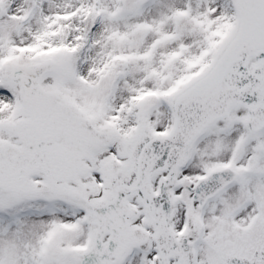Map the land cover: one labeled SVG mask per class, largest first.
<instances>
[{"label": "snow or ice", "instance_id": "1", "mask_svg": "<svg viewBox=\"0 0 264 264\" xmlns=\"http://www.w3.org/2000/svg\"><path fill=\"white\" fill-rule=\"evenodd\" d=\"M0 264H264V0H0Z\"/></svg>", "mask_w": 264, "mask_h": 264}]
</instances>
